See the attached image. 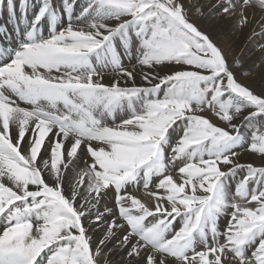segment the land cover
<instances>
[{
	"label": "snow or ice",
	"instance_id": "obj_1",
	"mask_svg": "<svg viewBox=\"0 0 264 264\" xmlns=\"http://www.w3.org/2000/svg\"><path fill=\"white\" fill-rule=\"evenodd\" d=\"M212 8L241 29L264 17V0ZM5 14L0 264H264V89L191 5L0 0Z\"/></svg>",
	"mask_w": 264,
	"mask_h": 264
},
{
	"label": "bare ground",
	"instance_id": "obj_2",
	"mask_svg": "<svg viewBox=\"0 0 264 264\" xmlns=\"http://www.w3.org/2000/svg\"><path fill=\"white\" fill-rule=\"evenodd\" d=\"M218 0H185L186 7L191 5V14L194 21L200 28L210 35L213 41L222 48L228 55L229 63L239 61L240 67L234 68V71L240 79L249 84L256 90L264 89V39L259 35L260 21L264 19L259 11L249 13L251 23L241 29L236 26L233 18H225L213 14L212 5ZM203 6L204 15H200L196 9ZM0 24H8V18L5 14L0 18ZM259 48V50H257ZM243 161H252L248 154L242 156ZM259 165V160H255ZM138 198L148 202L149 197L141 190L137 193ZM109 203H111L109 201Z\"/></svg>",
	"mask_w": 264,
	"mask_h": 264
},
{
	"label": "rangeland",
	"instance_id": "obj_3",
	"mask_svg": "<svg viewBox=\"0 0 264 264\" xmlns=\"http://www.w3.org/2000/svg\"><path fill=\"white\" fill-rule=\"evenodd\" d=\"M210 36V35H209ZM211 37V36H210ZM211 39H213L212 37H211ZM257 50H259V48H257ZM229 62V61H228ZM249 155V154H248ZM251 156V155H250ZM250 161V160H249ZM253 162V161H252ZM254 163H256V162H254ZM257 166H259V165H257Z\"/></svg>",
	"mask_w": 264,
	"mask_h": 264
}]
</instances>
